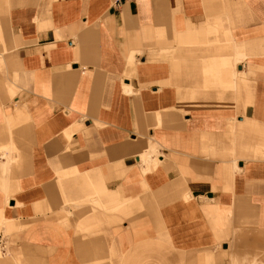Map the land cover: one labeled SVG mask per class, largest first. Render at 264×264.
I'll return each mask as SVG.
<instances>
[{
	"label": "crops",
	"instance_id": "1",
	"mask_svg": "<svg viewBox=\"0 0 264 264\" xmlns=\"http://www.w3.org/2000/svg\"><path fill=\"white\" fill-rule=\"evenodd\" d=\"M0 264H264V0H0Z\"/></svg>",
	"mask_w": 264,
	"mask_h": 264
}]
</instances>
